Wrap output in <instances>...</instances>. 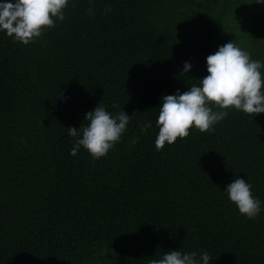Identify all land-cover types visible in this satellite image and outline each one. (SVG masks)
Listing matches in <instances>:
<instances>
[{"label": "trees", "instance_id": "1", "mask_svg": "<svg viewBox=\"0 0 264 264\" xmlns=\"http://www.w3.org/2000/svg\"><path fill=\"white\" fill-rule=\"evenodd\" d=\"M232 40L264 60V3L74 0L34 42L0 33V264H149L179 249L264 264V211L248 219L224 192L249 178L264 201V113L230 108L214 131L155 145L162 97L198 84ZM101 102L131 116L127 131L100 159L71 155L67 128Z\"/></svg>", "mask_w": 264, "mask_h": 264}, {"label": "clouds", "instance_id": "2", "mask_svg": "<svg viewBox=\"0 0 264 264\" xmlns=\"http://www.w3.org/2000/svg\"><path fill=\"white\" fill-rule=\"evenodd\" d=\"M255 2L264 3V0ZM73 3L74 0H0V33L27 45L54 28L57 22H63ZM88 11L93 14L92 8ZM107 11L111 8L107 7ZM206 60L208 74L198 84L162 97L156 120L157 150L189 136L193 127L201 132L214 131L215 125L229 115L227 109L235 108L254 116L264 113V60L253 59L236 40L220 45ZM192 68L193 64L185 61L181 75L186 76ZM213 105L223 110H213ZM130 119L127 112L113 114L99 103L85 114L87 125L67 128L69 136L74 138L70 154L77 155L83 147L94 159L106 156L122 139ZM252 188L250 179L240 176L224 188L228 199L248 219L264 211V201L254 195ZM213 259L206 250L179 249L168 250L149 264H209Z\"/></svg>", "mask_w": 264, "mask_h": 264}]
</instances>
